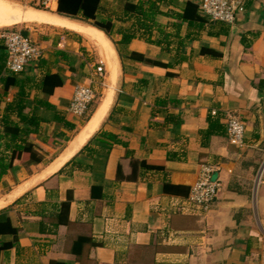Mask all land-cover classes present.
<instances>
[{
	"label": "crops",
	"instance_id": "crops-1",
	"mask_svg": "<svg viewBox=\"0 0 264 264\" xmlns=\"http://www.w3.org/2000/svg\"><path fill=\"white\" fill-rule=\"evenodd\" d=\"M99 1L97 21L111 22L108 36L48 12L85 30L26 20L12 28L41 51L17 76L27 80L22 115L38 123L28 141L39 161L25 163L22 153L0 180V264H264V184H256L264 160V0H242L245 11L231 25L203 16L201 0L145 1V13L149 4L155 11L144 21L154 24L149 34L125 11L139 0ZM188 3L198 18L182 19ZM92 33L109 46L115 70L82 38L92 42ZM123 35H132L125 45ZM202 47L220 57L202 55ZM9 75L0 39V151L9 139L3 121L24 126L6 110L18 91L4 85ZM46 75L62 85L40 90ZM83 84L95 97L108 91L82 123L86 114L68 108ZM157 100L174 105L156 108ZM227 114L244 123L241 147L227 140ZM168 115L179 123L167 124ZM209 117L215 127L206 135ZM131 161L162 170L137 167L134 175ZM202 163L220 182L207 213L162 190L189 193Z\"/></svg>",
	"mask_w": 264,
	"mask_h": 264
},
{
	"label": "trees",
	"instance_id": "trees-1",
	"mask_svg": "<svg viewBox=\"0 0 264 264\" xmlns=\"http://www.w3.org/2000/svg\"><path fill=\"white\" fill-rule=\"evenodd\" d=\"M145 1L148 2L149 0H139V2L136 5L126 4L125 11L131 12L133 14H136L138 17H141L142 21L137 24V28L149 34L150 29L154 24L151 23V25H146L144 21L150 20V18H152L155 11H153L151 4H149L148 11L152 12V14L147 15L143 9V3ZM99 4H100L99 0H57L55 13L62 17H67V18H70V19H73V20H76V21H79L85 24L92 25L96 27L98 30L102 31L106 36H108L110 33V30L112 29V25L109 20L97 21V13L99 10ZM186 7L187 8L184 10L182 19L191 20L193 18H198V16H196V13H195L196 11L195 6L188 3ZM21 34L25 36V34L23 33ZM131 38H132V35H123L122 41L120 42V44L122 45L127 44ZM201 53L202 55L209 56L212 58L220 57V54L206 47L201 48ZM136 58L145 64L159 66L162 68L168 67V65L148 61L140 56H136ZM20 74H10L9 77L4 80L5 86L13 85V86H16L18 90L14 101L6 107V110L16 112L19 118V122L24 124V126L20 128L17 123H14L12 121H7V120L3 121V125H4L3 135L7 136L9 139L7 143H4L2 151H0V180L2 176H4L8 171L12 170L13 162L15 160H19L21 158L22 153L28 154L27 155L28 160L25 163L39 161V159L36 156V153L33 150L32 145L28 141L29 135L35 131V129L38 126V123L37 121L33 119V117L28 118L22 115L23 110L26 108L25 103H24V100L26 97L24 85L25 83H27V80L25 81L18 80L17 76ZM167 76H171V75L168 73ZM61 85H62V82L60 81L58 77L54 75H46L41 79L38 88L40 90L51 93L54 88L61 86ZM91 103L89 105H91ZM167 105L173 106L174 102L166 101V100H157L155 102L156 108H165ZM85 118L87 119V117ZM165 122L167 124L177 125L179 123V119L168 115L165 119ZM214 127H215V123L209 117L208 118V130L205 134L211 135L213 133ZM109 138L113 139L112 137H109ZM114 142H117V140L114 139ZM131 166H132V169L134 170V172L132 173L134 175H135V169L137 167H140L145 170H156V171L162 170V168L160 167L148 166L145 163H142V162L139 163L137 161H131ZM134 175L132 176L131 179H135ZM162 190L170 194L183 195L185 197L188 194L187 189L182 188V187L171 186L169 184H164L162 187ZM62 208H64V212L66 213L68 204L62 205ZM58 222L60 221L58 220Z\"/></svg>",
	"mask_w": 264,
	"mask_h": 264
},
{
	"label": "built area",
	"instance_id": "built-area-1",
	"mask_svg": "<svg viewBox=\"0 0 264 264\" xmlns=\"http://www.w3.org/2000/svg\"><path fill=\"white\" fill-rule=\"evenodd\" d=\"M19 4L29 5L37 9L55 12L57 0H13ZM201 14L212 22L231 25L237 16L245 11L242 0H201L199 4ZM0 39L6 53V69L10 74H20L31 62L41 57L40 49L19 31L3 30ZM102 73V64L97 68ZM95 99L94 88L89 85H77L73 90L68 113L74 117H82L88 105ZM215 113H213L214 115ZM226 137L228 142L236 147L243 145L245 126L242 120L235 115H225ZM216 169L209 163L199 166L196 183L191 186L186 202L193 209L202 213L210 211L213 202L220 190V182L213 178ZM264 160L257 174L256 184H264Z\"/></svg>",
	"mask_w": 264,
	"mask_h": 264
},
{
	"label": "bare ground",
	"instance_id": "bare-ground-1",
	"mask_svg": "<svg viewBox=\"0 0 264 264\" xmlns=\"http://www.w3.org/2000/svg\"><path fill=\"white\" fill-rule=\"evenodd\" d=\"M21 20H26V21H31V22H39V23H48V24H54V25H61V26H64L67 28H72V29L79 30V31L85 30L83 27H81L78 24L62 20L57 16L49 15V14H46L45 12H42V11H37V10L20 11L18 9L8 10L7 8H1L0 7V27L17 24ZM89 30H87V31L89 32ZM83 34H85V33H83ZM98 35L99 34H93L92 33V35H90V37L92 39L91 38L90 39L95 44V46L98 47L99 51L101 52V55L104 56L105 59H107V61L109 62L108 64H110L109 67H111L110 70L112 69L111 71H113V70H115V68H114L115 58L113 56V53L110 50L107 43L104 42ZM93 125L94 124L92 123L89 126L86 134H83L80 136V138L78 139V142H80L81 140H83L85 138V136L93 128Z\"/></svg>",
	"mask_w": 264,
	"mask_h": 264
},
{
	"label": "rangeland",
	"instance_id": "rangeland-1",
	"mask_svg": "<svg viewBox=\"0 0 264 264\" xmlns=\"http://www.w3.org/2000/svg\"><path fill=\"white\" fill-rule=\"evenodd\" d=\"M0 7L1 8H7L8 10H14V9H18V10H20V11H26V10H37V11H42V12H49V11H45V10H42V9H37V8H34V7H32V6H29V5H23V4H19V3H17V2H14L13 0H0ZM10 8V9H9ZM52 13H54V12H52ZM15 24H13V25H9V26H3V27H0V31H2V30H4V29H16V27L17 26H14ZM28 25H31V26H33V25H36V26H41V27H51V28H54V27H52V26H48V25H40V24H28ZM82 38L85 40V42L89 45V49L91 50V52L93 53V54H95V56H96V58H97V60L99 61V59H101V60H103L104 58H102L101 56H100V53H99V50H98V48L97 47H95L94 45H93V43L91 42V41H89L87 38H85V37H83L82 36ZM103 61H105V59L103 60ZM105 63H106V61H105ZM103 89L105 90L106 89V86L105 87H103ZM107 91H108V89H106ZM103 91V93L102 94H98V95H96V97H95V100H94V102L90 105V106H92L93 104H95L96 102H99L103 97H104V95H106V93H107V91ZM90 112H91V108L89 107L88 108V111H87V113H86V115H85V117H88L89 115H90ZM82 118V123H83V121H85L86 120V118ZM264 158V157H263ZM259 171V170H258ZM263 180H264V178H263ZM260 184V183H259ZM259 190L260 191H264V187H262V186H259Z\"/></svg>",
	"mask_w": 264,
	"mask_h": 264
},
{
	"label": "water",
	"instance_id": "water-1",
	"mask_svg": "<svg viewBox=\"0 0 264 264\" xmlns=\"http://www.w3.org/2000/svg\"><path fill=\"white\" fill-rule=\"evenodd\" d=\"M49 13H52V12H49ZM54 14H56V13L54 12ZM56 15H57V14H56ZM58 16H59V15H58ZM60 17H62V16H60ZM64 18H66V19H70V18H67V17H64ZM70 20H73V19H70ZM74 21H76V20H74ZM77 22H79V21H77ZM79 23L84 24V25H88V26H91V27L97 29L96 27H94V26H92V25L85 24V23H82V22H79ZM97 30H98V29H97ZM98 31H100V30H98ZM213 178H214V176H213Z\"/></svg>",
	"mask_w": 264,
	"mask_h": 264
}]
</instances>
